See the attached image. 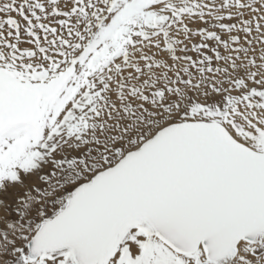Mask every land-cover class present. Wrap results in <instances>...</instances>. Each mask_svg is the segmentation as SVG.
Returning a JSON list of instances; mask_svg holds the SVG:
<instances>
[{"label":"snow or ice","instance_id":"1","mask_svg":"<svg viewBox=\"0 0 264 264\" xmlns=\"http://www.w3.org/2000/svg\"><path fill=\"white\" fill-rule=\"evenodd\" d=\"M0 264H264V0H0Z\"/></svg>","mask_w":264,"mask_h":264}]
</instances>
